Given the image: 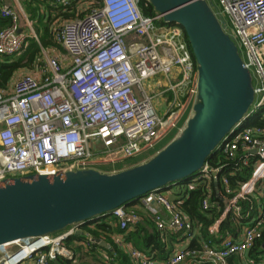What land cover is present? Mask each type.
Here are the masks:
<instances>
[{
  "label": "built area",
  "instance_id": "1",
  "mask_svg": "<svg viewBox=\"0 0 264 264\" xmlns=\"http://www.w3.org/2000/svg\"><path fill=\"white\" fill-rule=\"evenodd\" d=\"M71 1L57 0L64 6ZM86 1L85 6L77 5L74 16L56 18L59 26L49 27L62 55L51 54L46 47L48 38L38 28L34 31L37 22L22 7L19 11L1 9L11 23L0 29V56L34 46L37 65L18 76L9 90L0 89V182L74 169L119 171L149 158L171 130L178 133L184 127L182 117L192 114L197 70L181 26L164 22L158 13L143 14L139 0ZM206 1L219 20H224L225 32L251 73L254 101L244 120L216 147L224 161L215 165L206 161L185 183L173 185L184 186L183 195L202 185L203 211L219 208L220 203L223 206L219 217L207 226L208 237L199 247L189 244L174 249L161 264H228L233 255L243 264H264V253L247 255L264 225V0H218L219 7ZM158 76H163L162 82ZM152 90H159V111L165 107L162 113L152 102ZM255 115L262 123H244ZM118 165L124 167L116 170ZM247 167L250 175L237 181V190L233 189L229 176ZM173 186L163 191L170 194ZM163 191L138 199L161 234L174 233L177 241H192L198 230L178 207L184 196L180 193L174 200ZM213 196L218 200L213 201ZM109 214L125 231L141 219L138 209L128 204ZM228 216L245 220L235 236L220 232ZM79 231L85 237L83 248L90 249L96 243L93 235L73 224L6 245L0 264H53L58 256L74 260L76 253L65 241ZM111 236L132 264H158L152 253L124 242L121 234ZM102 255L114 264L112 257Z\"/></svg>",
  "mask_w": 264,
  "mask_h": 264
},
{
  "label": "water",
  "instance_id": "2",
  "mask_svg": "<svg viewBox=\"0 0 264 264\" xmlns=\"http://www.w3.org/2000/svg\"><path fill=\"white\" fill-rule=\"evenodd\" d=\"M147 1L164 22L181 26L185 33L197 70L192 114L149 158L119 171L74 169L0 182V246L91 223L149 192L184 183L244 120L254 101L252 76L211 3ZM95 241L111 248L104 240Z\"/></svg>",
  "mask_w": 264,
  "mask_h": 264
},
{
  "label": "trees",
  "instance_id": "3",
  "mask_svg": "<svg viewBox=\"0 0 264 264\" xmlns=\"http://www.w3.org/2000/svg\"><path fill=\"white\" fill-rule=\"evenodd\" d=\"M44 1L49 11V14L46 16V19H43V16L38 19V23L40 24L39 29L48 38L47 46L60 48V45L54 41L50 34V22L53 18H70L74 16L75 10L77 8L76 0H72L71 4L68 6H64L60 3H56L55 0H47ZM50 1L53 2L52 5ZM2 0H0V4ZM25 3L29 7V10L32 15L35 14V7L37 5L42 4L41 0H25ZM139 6L143 14L145 15H153L156 11L150 5L147 0H139ZM10 24V20L8 17H5L1 14L0 11V28L5 27ZM187 40V39H186ZM36 47L30 46V48L24 50V52L15 57L18 54H14L11 56H6L3 59H0V89H5L11 83V80L21 68L33 69L37 65V54ZM245 124H259L262 123L258 115L251 117L244 121ZM219 161H224L223 156L214 152L208 159L212 165L217 164ZM250 168H241L236 171L235 175H230V184L233 189L237 190V181H242L248 178L250 175ZM186 182V181H185ZM184 182V183H185ZM204 187L202 185H196L190 190L187 191L186 195L182 198V202L179 203L178 207L180 210L187 216L194 228L198 230V235L195 239H193L190 243V247H199L200 241L208 237L207 234V226L211 224L222 212L223 203H220L219 208H211L207 211H203L201 209V199L203 197ZM213 201L218 200L215 196L212 197ZM243 208H246V203H242ZM244 219L233 220L231 216L226 217L220 224V232L224 234L226 231L235 232L237 229L244 224ZM83 228L90 232L94 238H104V240L110 242V235L114 232H121L124 235V240L126 242H130L134 247L143 250L147 254H153L154 257L158 260H164L168 257L172 249V242L177 240L174 233H166L161 234L157 229L151 217H141V220L137 222L135 228L133 230L125 231L121 230L116 222V219L110 215L106 214L104 216L99 217L98 220L92 221L91 223H86L83 225ZM85 239L83 234H74L69 237L65 244L73 249L75 252L80 253L81 245L72 246L71 243L73 240H77L79 242ZM264 242V225L261 228V235L257 238L253 244V247L247 252L248 256L257 257L260 254L264 253L262 249V244ZM112 244V243H111ZM113 246V251L115 256L112 257V261L114 264H131V260L129 256L122 250ZM98 245L94 243L92 247L86 251V253L96 257L98 256V252L96 251ZM109 251V254H112ZM53 264H92L86 261H80L78 259L70 260L58 256ZM191 264V263H190ZM193 264V263H192ZM228 264H243L237 255H233L228 258Z\"/></svg>",
  "mask_w": 264,
  "mask_h": 264
},
{
  "label": "crops",
  "instance_id": "4",
  "mask_svg": "<svg viewBox=\"0 0 264 264\" xmlns=\"http://www.w3.org/2000/svg\"><path fill=\"white\" fill-rule=\"evenodd\" d=\"M42 1V4H40V5H37L36 7H35V14L34 15H32L31 14V12H30V10H29V7L27 6V4L25 3V0H2V3L0 4V11H1V9L2 8H14V9H17L18 11H19V8L22 10V8H23V10H24V12L26 13V15L28 16V17H31L32 19H34V20H36V22H38V19H40V17H42L43 16V19L45 20L46 19V16L49 14V11H51V13H52V10H48V6H47V4L44 2V1H46V2H48L47 0H41ZM55 2L57 3V0H55ZM52 3L53 2H51L50 1V4L52 5ZM22 7V8H21ZM9 20H10V18H9ZM10 23H11V21H10ZM10 25V24H9ZM8 26V25H7ZM6 27V26H5ZM2 28H4V27H2ZM1 29V28H0ZM38 29H39V27H38ZM40 30V29H39ZM40 35L42 36V37H45V35H44V33L42 32V31H40ZM55 49L56 48H53V50H51L50 49V52H51V54H56V52H55ZM62 54H64V51H63V49H62V52L60 53V54H58V55H62ZM4 57H6V56H0V59H3ZM30 70V69H29ZM29 72H31V70L30 71H28V72H26V73H29ZM20 76V75H19ZM18 77V76H17ZM16 77V74H15V76L13 77V79L11 80V83L7 86V90H9L11 87H12V85H13V83H14V80L17 78ZM131 163H133L132 161H131ZM179 184H182V183H179ZM164 189H162V191H163ZM183 190V189H182ZM171 191H172V189H171ZM170 191V192H171ZM163 192H168V191H163ZM167 194H169V193H167ZM177 194V193H176ZM176 194H173V192H171L170 194H169V197H171V199H176L177 198V196H176ZM178 196H179V194H177ZM181 195H183L182 193H181ZM183 196H185V194L183 195ZM174 197V198H173ZM128 205H130V206H133V207H135V208H137L138 209V211H139V213H140V216L141 217H150V213H148L146 210H145V208H144V206H143V204H142V202L139 200V199H136V200H134V201H132V202H130ZM162 212H163V214L164 215H166L167 213H166V210H164L163 208H161L160 206L158 207ZM141 220V219H140ZM139 220V221H140ZM137 224V223H136ZM136 226V225H135ZM135 226L133 227V229L135 228ZM81 228H82V230H85L84 228H83V225L81 226ZM133 229H131V230H133ZM129 231V230H128ZM237 231H238V229L235 231V232H230V231H226L225 233H224V235H226V234H231V235H236L237 234ZM113 234H115V235H118V234H121L122 235V238H123V240H124V234L123 233H121V232H114ZM96 239V238H95ZM98 239H100V240H104V238H98ZM106 243H108V244H110V246H111V248L109 249V248H106V247H104V246H101V245H99L97 242H96V244L98 245V247H97V249H96V251L98 252V256H100V259H101V261L103 262V264H111L109 261H105V259L103 258V255L102 254H106V256L109 258V257H114L115 256V253L114 252H112L113 251V246H112V244L114 245V246H116L117 248H119V249H122L124 252H125V250L123 249V248H121V247H119L118 245H116L115 244V242L113 241V239H112V236L110 235V242L109 241H106V240H104ZM124 242H126L125 240H124ZM112 243V244H111ZM127 243H130V242H127ZM191 243V241L190 242H188V241H186V240H183V239H181V240H176V241H173L172 242V249H171V252H173V250L174 249H177V248H182V247H185V246H187V245H189ZM131 244V243H130ZM71 245L72 246H77L76 244H75V240H73L72 241V243H71ZM78 245H80V244H78ZM132 245V244H131ZM133 246V245H132ZM81 249H80V251L81 250H85L84 248H83V246L81 245ZM136 248V247H135ZM138 249V248H137ZM73 250V249H72ZM109 251H111L112 252V254L110 255L109 254ZM141 251H143V250H141ZM75 252V251H74ZM144 252V251H143ZM171 252H170V254H171ZM76 253V258L75 259H78V256L80 255V253H78V252H75ZM126 253V252H125ZM144 253H146V252H144ZM127 254V253H126ZM147 254V253H146ZM169 254V255H170ZM168 255V256H169ZM167 259V258H166ZM166 259H164V260H157V263L158 264H161L162 262H164ZM23 264H32V262H25V263H23ZM132 264V263H131ZM183 264H187V263H183Z\"/></svg>",
  "mask_w": 264,
  "mask_h": 264
},
{
  "label": "rangeland",
  "instance_id": "5",
  "mask_svg": "<svg viewBox=\"0 0 264 264\" xmlns=\"http://www.w3.org/2000/svg\"><path fill=\"white\" fill-rule=\"evenodd\" d=\"M212 2H213V5H215V6H217V7H219V4H218V0H212ZM76 4L78 5V7L80 8L81 7V5L80 4H83L84 6L85 5H87V1L86 0H78V1H76ZM84 6H82V7H84ZM226 21H227V23L228 24H230V18L228 17V15L226 16V15H224V17H223ZM61 20V19H60ZM59 20V21H60ZM58 21V19L56 20V18H53L52 20H51V22H50V25L52 24L53 25V23H55L54 25L57 27V26H59V24H56L57 22H59ZM50 25H49V27H50ZM40 26V24L37 22L35 25H33V29H34V31H38L37 30V28ZM37 35H38V33H37ZM46 47H48L47 45H46ZM53 48L54 47H48V49L50 50H53ZM27 49V46L18 54V55H16L15 57H18V56H20L23 52H24V50H26ZM55 52H56V54H60L61 52H62V48L60 47V48H56L55 49ZM30 70H32V69H30ZM29 69H27V68H21L19 71H17V73H16V77L17 76H19V75H22V74H24V73H26V72H28V71H30ZM158 79H159V82H162L163 81V76H158ZM150 95H152V102H153V104L156 106V108H157V110L159 111V104L162 102V98H161V96L159 95V90H152V92L150 93ZM191 107H192V105H191ZM163 109H165V107H161V109H160V111H159V113H162V111H163ZM186 117H187V114H185L183 117H182V121H184V120H186ZM175 134H176V129H173V130H171V132L166 136V137H164L157 145H156V147L154 148V149H152L151 150V153L153 154V153H155L158 149H160L161 147H163L171 138H173L174 136H175ZM146 155V154H145ZM126 165V167L127 166H130V165H127V163L125 164ZM121 167H124V165H118V166H116V167H114L116 170L117 169H120ZM99 169H109V167H101V168H99ZM182 185V184H181ZM179 186V187H177V186H173L172 188V192H173V194H180V193H182L181 192V189L184 187V186ZM183 191H184V188H183ZM177 194H176V196H177ZM182 197V196H181ZM174 198V197H173ZM99 218H97V219H95V220H98ZM95 220H93V222L95 221ZM175 237H177V234H175ZM84 241V240H83ZM83 241H81V242H79V241H77V240H75V244L76 245H78V244H80V245H82L83 246ZM10 247V246H9ZM11 247H13L14 248V246H11ZM1 249H5V248H0V257L3 255V251L1 250ZM78 260H80V261H86V262H89V263H92V264H103V262L101 261V259H100V257H98L97 259H96V257H93L92 255H90V254H88V253H86V251H84V250H81L80 251V255L78 256Z\"/></svg>",
  "mask_w": 264,
  "mask_h": 264
},
{
  "label": "bare ground",
  "instance_id": "6",
  "mask_svg": "<svg viewBox=\"0 0 264 264\" xmlns=\"http://www.w3.org/2000/svg\"><path fill=\"white\" fill-rule=\"evenodd\" d=\"M19 240H15V241H13V242H8V243H5V244H3L2 246H0V248L2 247V248H5V246L6 245H8V244H11V243H16V242H18ZM15 260V259H14ZM6 264H9V263H6Z\"/></svg>",
  "mask_w": 264,
  "mask_h": 264
}]
</instances>
